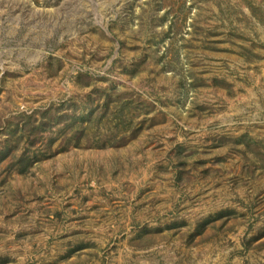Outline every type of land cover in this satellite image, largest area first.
Listing matches in <instances>:
<instances>
[{"label":"rangeland","instance_id":"obj_1","mask_svg":"<svg viewBox=\"0 0 264 264\" xmlns=\"http://www.w3.org/2000/svg\"><path fill=\"white\" fill-rule=\"evenodd\" d=\"M0 264H264V0H0Z\"/></svg>","mask_w":264,"mask_h":264},{"label":"trees","instance_id":"obj_2","mask_svg":"<svg viewBox=\"0 0 264 264\" xmlns=\"http://www.w3.org/2000/svg\"><path fill=\"white\" fill-rule=\"evenodd\" d=\"M91 116H90V114H89V116H88V118H90ZM77 120H79L78 122H83V123H85V121L86 122H89L90 120L89 119H83V118H81V119H77Z\"/></svg>","mask_w":264,"mask_h":264}]
</instances>
